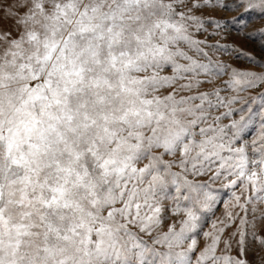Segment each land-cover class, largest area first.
<instances>
[{
    "label": "snow or ice",
    "instance_id": "snow-or-ice-1",
    "mask_svg": "<svg viewBox=\"0 0 264 264\" xmlns=\"http://www.w3.org/2000/svg\"><path fill=\"white\" fill-rule=\"evenodd\" d=\"M249 17L0 0V264H264V61L221 43Z\"/></svg>",
    "mask_w": 264,
    "mask_h": 264
},
{
    "label": "rangeland",
    "instance_id": "rangeland-1",
    "mask_svg": "<svg viewBox=\"0 0 264 264\" xmlns=\"http://www.w3.org/2000/svg\"><path fill=\"white\" fill-rule=\"evenodd\" d=\"M217 16L230 17L234 15V13H215ZM250 20V28L246 29V31H251L253 29H258L261 25H264V20H253L252 17H249ZM236 28L235 26L232 29V33L228 35L226 40H222L221 43L232 44L234 46H238L246 53H250L252 56L256 57L258 60L264 61V49H262L261 44L264 43V37L260 35H256L254 38H247L245 36H239L235 34ZM219 37L211 38V42H215ZM221 59L228 60L234 66L239 67L241 69L246 68H254V66L248 62H246L243 58L240 59H230L229 57H221ZM254 70L259 71V68H254ZM219 214V213H218ZM258 235L264 236V222H259L257 227ZM251 247L255 252H259L260 255H264V251H262L259 245L253 241L251 243ZM248 259H255L254 253L249 252Z\"/></svg>",
    "mask_w": 264,
    "mask_h": 264
}]
</instances>
